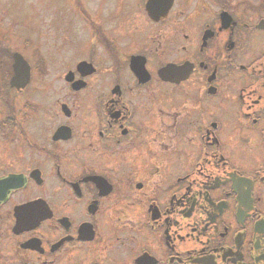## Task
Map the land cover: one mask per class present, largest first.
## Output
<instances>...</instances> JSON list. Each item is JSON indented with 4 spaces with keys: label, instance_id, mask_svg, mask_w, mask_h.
Listing matches in <instances>:
<instances>
[{
    "label": "flooded vegetation",
    "instance_id": "1",
    "mask_svg": "<svg viewBox=\"0 0 264 264\" xmlns=\"http://www.w3.org/2000/svg\"><path fill=\"white\" fill-rule=\"evenodd\" d=\"M117 4L51 102L0 49V264H264V0Z\"/></svg>",
    "mask_w": 264,
    "mask_h": 264
},
{
    "label": "rangeland",
    "instance_id": "2",
    "mask_svg": "<svg viewBox=\"0 0 264 264\" xmlns=\"http://www.w3.org/2000/svg\"><path fill=\"white\" fill-rule=\"evenodd\" d=\"M103 1L0 0V49L20 50L29 62L33 61L34 71L45 72L42 77L37 72L32 74L33 81L25 93L29 95L25 97H32L35 101L37 89L41 88L43 102H51L53 93L55 98L61 92L59 77L68 64L66 42L69 25L77 26L78 8H95L101 2L106 12L112 13L119 3V0ZM57 48L63 51L59 50L56 57ZM0 58L3 60L0 71H3L9 57L1 54ZM32 93L35 94L30 96Z\"/></svg>",
    "mask_w": 264,
    "mask_h": 264
},
{
    "label": "water",
    "instance_id": "3",
    "mask_svg": "<svg viewBox=\"0 0 264 264\" xmlns=\"http://www.w3.org/2000/svg\"><path fill=\"white\" fill-rule=\"evenodd\" d=\"M13 72L10 86L18 89L24 88L30 81V65L20 53L13 54ZM67 79V76H66Z\"/></svg>",
    "mask_w": 264,
    "mask_h": 264
},
{
    "label": "trees",
    "instance_id": "4",
    "mask_svg": "<svg viewBox=\"0 0 264 264\" xmlns=\"http://www.w3.org/2000/svg\"><path fill=\"white\" fill-rule=\"evenodd\" d=\"M41 63H42V60H41ZM43 64V63H42Z\"/></svg>",
    "mask_w": 264,
    "mask_h": 264
}]
</instances>
